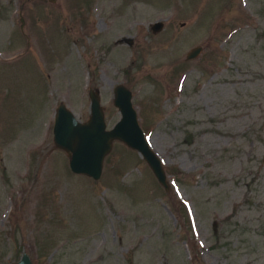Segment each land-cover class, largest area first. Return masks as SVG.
Returning a JSON list of instances; mask_svg holds the SVG:
<instances>
[{
	"label": "rangeland",
	"instance_id": "obj_1",
	"mask_svg": "<svg viewBox=\"0 0 264 264\" xmlns=\"http://www.w3.org/2000/svg\"><path fill=\"white\" fill-rule=\"evenodd\" d=\"M116 84L167 189L120 141L97 180L53 147L56 105L83 121L95 89L109 128ZM21 251L264 264V0H0V264Z\"/></svg>",
	"mask_w": 264,
	"mask_h": 264
},
{
	"label": "water",
	"instance_id": "obj_2",
	"mask_svg": "<svg viewBox=\"0 0 264 264\" xmlns=\"http://www.w3.org/2000/svg\"><path fill=\"white\" fill-rule=\"evenodd\" d=\"M160 26V22H154L151 30L156 31ZM199 51L200 47L194 46L189 49L185 58H194ZM87 97L88 116L83 121L78 120L62 102L56 105L52 114V144L66 155L68 170L73 174L97 180L101 173L103 158L109 152L112 142L116 140L135 151L145 162L155 180L167 189L169 182L166 174L138 124L129 89L122 84H116L112 88V105L119 116L109 128L104 121L97 90L88 89ZM9 264H32V262L29 255L21 251L17 260Z\"/></svg>",
	"mask_w": 264,
	"mask_h": 264
},
{
	"label": "trees",
	"instance_id": "obj_3",
	"mask_svg": "<svg viewBox=\"0 0 264 264\" xmlns=\"http://www.w3.org/2000/svg\"><path fill=\"white\" fill-rule=\"evenodd\" d=\"M194 256V255H193ZM191 260H192V264H200L197 259L194 257H191Z\"/></svg>",
	"mask_w": 264,
	"mask_h": 264
},
{
	"label": "bare ground",
	"instance_id": "obj_4",
	"mask_svg": "<svg viewBox=\"0 0 264 264\" xmlns=\"http://www.w3.org/2000/svg\"><path fill=\"white\" fill-rule=\"evenodd\" d=\"M148 145H149V143H148ZM150 146V145H149ZM151 147V146H150Z\"/></svg>",
	"mask_w": 264,
	"mask_h": 264
}]
</instances>
